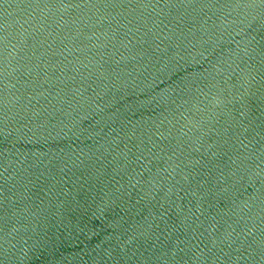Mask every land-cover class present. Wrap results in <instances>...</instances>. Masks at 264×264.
<instances>
[{
	"label": "water",
	"instance_id": "95a60500",
	"mask_svg": "<svg viewBox=\"0 0 264 264\" xmlns=\"http://www.w3.org/2000/svg\"><path fill=\"white\" fill-rule=\"evenodd\" d=\"M0 264H264V0H0Z\"/></svg>",
	"mask_w": 264,
	"mask_h": 264
}]
</instances>
